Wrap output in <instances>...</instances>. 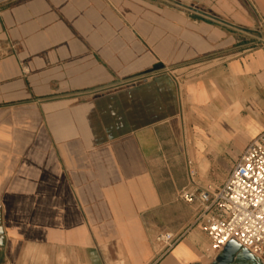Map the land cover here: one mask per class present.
<instances>
[{
    "label": "crops",
    "instance_id": "crops-1",
    "mask_svg": "<svg viewBox=\"0 0 264 264\" xmlns=\"http://www.w3.org/2000/svg\"><path fill=\"white\" fill-rule=\"evenodd\" d=\"M248 1L212 8L230 29L173 14L168 50L141 0L0 2V264L210 263L179 193L264 132Z\"/></svg>",
    "mask_w": 264,
    "mask_h": 264
},
{
    "label": "built area",
    "instance_id": "built-area-1",
    "mask_svg": "<svg viewBox=\"0 0 264 264\" xmlns=\"http://www.w3.org/2000/svg\"><path fill=\"white\" fill-rule=\"evenodd\" d=\"M179 197L187 204H197L194 225L209 239L207 253L213 258L231 239L264 262V132L245 147L228 176L219 186H201L194 181ZM165 247L174 246L178 237L159 236Z\"/></svg>",
    "mask_w": 264,
    "mask_h": 264
},
{
    "label": "rangeland",
    "instance_id": "rangeland-1",
    "mask_svg": "<svg viewBox=\"0 0 264 264\" xmlns=\"http://www.w3.org/2000/svg\"><path fill=\"white\" fill-rule=\"evenodd\" d=\"M5 1L8 0H0V2ZM141 1L145 3L147 18L149 16L152 18L154 13L157 14V39L160 37L162 38L163 46H167L166 49L163 48L164 50L169 49V37L176 35L174 28L171 27V18L175 13L189 20L203 21L221 28H235L234 26H231L230 23H227L228 21H224L223 17H220L217 11H214V9L212 11V8L217 7L218 4H231L234 0H157L155 3L150 2L149 0ZM238 1L243 4L249 3L248 0ZM252 9H254V13L257 14L255 8L252 7ZM246 32L251 35L264 34V20L259 18L256 27L247 29ZM207 173L206 169L201 170L198 174L199 182L197 183L201 186L210 185L216 187L224 182L229 172H225L217 181H210L209 178L206 177ZM160 243L162 244V242Z\"/></svg>",
    "mask_w": 264,
    "mask_h": 264
},
{
    "label": "water",
    "instance_id": "water-1",
    "mask_svg": "<svg viewBox=\"0 0 264 264\" xmlns=\"http://www.w3.org/2000/svg\"><path fill=\"white\" fill-rule=\"evenodd\" d=\"M159 68V66H156L155 70ZM209 264H264V262L236 240L231 239L215 255Z\"/></svg>",
    "mask_w": 264,
    "mask_h": 264
}]
</instances>
